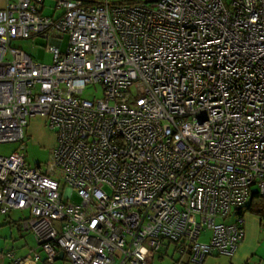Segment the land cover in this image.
<instances>
[{"label": "built area", "instance_id": "obj_1", "mask_svg": "<svg viewBox=\"0 0 264 264\" xmlns=\"http://www.w3.org/2000/svg\"><path fill=\"white\" fill-rule=\"evenodd\" d=\"M44 3L0 8V143H22L35 115L55 133L45 166L22 146L0 155V216L27 210L47 262L152 264L171 244L177 264L232 255L237 209L264 197V0ZM34 37L52 63L11 46Z\"/></svg>", "mask_w": 264, "mask_h": 264}, {"label": "rangeland", "instance_id": "obj_2", "mask_svg": "<svg viewBox=\"0 0 264 264\" xmlns=\"http://www.w3.org/2000/svg\"><path fill=\"white\" fill-rule=\"evenodd\" d=\"M55 4L56 0H45L42 13L45 15H52ZM61 11V9L56 10L54 12L55 16H58ZM67 41L68 36L65 34L62 38L61 50L66 48ZM47 43L48 42L41 37H34L28 39H15L11 42V46L33 56L40 62L50 64L52 63V56L45 50ZM80 96L88 99L100 97V85H88ZM54 144L55 133L48 128L45 117L35 115L28 118V124L24 128V139L22 143H0V155H9L17 147L22 146L25 160L28 165L31 167L38 165L45 166L46 162L50 159V150ZM63 188L64 182H60V190L62 191ZM67 201V199H63L64 203ZM69 201L74 203L79 202V197L75 192L72 194ZM26 214L27 211L12 210L6 215L0 216V252L6 254L7 251L11 250L18 255L17 250L24 244V240H27L30 245H33V231L31 229L25 230L22 228V220L26 217ZM250 219L253 221L252 228L257 242V254L253 256V261L257 263L261 258L264 260V215L259 216L252 212H245V229L247 228L246 223ZM226 221H228V219ZM53 224L58 226L59 222L53 221ZM206 237L207 233H203L201 239ZM158 255L162 258L159 259L160 257H158ZM178 258L179 254L174 251V246L171 244L169 245L167 253H164L161 249L159 253L155 255L152 264H177ZM6 259L8 258L6 257ZM207 259L205 258V261ZM213 259H216L215 264H229L228 257L224 255L213 257ZM6 264H8V260H6ZM204 264H206V262Z\"/></svg>", "mask_w": 264, "mask_h": 264}, {"label": "crops", "instance_id": "obj_3", "mask_svg": "<svg viewBox=\"0 0 264 264\" xmlns=\"http://www.w3.org/2000/svg\"><path fill=\"white\" fill-rule=\"evenodd\" d=\"M5 5V0H0V8L4 7ZM22 211H27V210H22ZM29 217V212L27 211V214L25 215ZM24 218V219H25ZM252 219L248 220L246 223V229L244 228V238L237 247L236 251L232 255H224V254H213L208 257H206V261L204 260L202 264L206 262V264H215L216 259H213V257H217L219 255H224L228 257L229 264H264V260L262 258L259 260V262H254L253 261V256L257 254V242L255 239V234L253 233V228H252ZM245 226V223H244ZM26 230V229H25ZM33 231V230H32ZM34 234V232H33ZM18 255H16L14 252L7 251V253L0 252V264H6V260H8V264H13L12 260L13 258H21L24 257L25 255H28L31 251H34L38 253L39 255V260L36 261L34 264H44L45 260V255L41 251L40 247L37 245L34 235H33V245H30L27 240H24V244L21 245V248L17 250ZM167 253V252H166ZM7 254H11L12 257H9ZM6 257L8 259H6ZM161 259L162 257L158 255ZM155 257L153 258V260ZM152 260V262H153ZM227 260V261H228ZM57 261V262H55ZM48 264H71L65 256L62 259H55L52 262H48Z\"/></svg>", "mask_w": 264, "mask_h": 264}, {"label": "trees", "instance_id": "obj_4", "mask_svg": "<svg viewBox=\"0 0 264 264\" xmlns=\"http://www.w3.org/2000/svg\"><path fill=\"white\" fill-rule=\"evenodd\" d=\"M252 212L254 214H257L259 216L264 215V197L259 195L256 191H253L251 193L249 202L245 207L237 209L236 214L238 215H244L245 212ZM44 264H48L46 260L43 262Z\"/></svg>", "mask_w": 264, "mask_h": 264}, {"label": "water", "instance_id": "obj_5", "mask_svg": "<svg viewBox=\"0 0 264 264\" xmlns=\"http://www.w3.org/2000/svg\"><path fill=\"white\" fill-rule=\"evenodd\" d=\"M64 257V252L59 251L55 259H62Z\"/></svg>", "mask_w": 264, "mask_h": 264}]
</instances>
